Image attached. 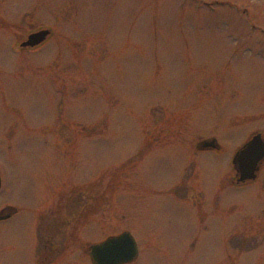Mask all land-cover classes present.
<instances>
[{
  "label": "rangeland",
  "instance_id": "374dc122",
  "mask_svg": "<svg viewBox=\"0 0 264 264\" xmlns=\"http://www.w3.org/2000/svg\"><path fill=\"white\" fill-rule=\"evenodd\" d=\"M258 129L264 0H0V210L19 209L0 262L44 236L52 264H92L130 231L132 264H264L255 189L231 183ZM210 137L222 151L196 149Z\"/></svg>",
  "mask_w": 264,
  "mask_h": 264
},
{
  "label": "water",
  "instance_id": "95a60500",
  "mask_svg": "<svg viewBox=\"0 0 264 264\" xmlns=\"http://www.w3.org/2000/svg\"><path fill=\"white\" fill-rule=\"evenodd\" d=\"M50 28H42L31 32L21 42V47H35L47 40L51 35ZM204 148H217V140L203 141ZM264 160V137L261 133L254 135L233 157V165L236 170V181L244 183L252 181L257 176L258 165ZM0 171V188H1ZM139 248L133 235L125 231L119 235L109 237L101 243L91 246V255L94 264H125L137 258Z\"/></svg>",
  "mask_w": 264,
  "mask_h": 264
},
{
  "label": "flooded vegetation",
  "instance_id": "af4514ba",
  "mask_svg": "<svg viewBox=\"0 0 264 264\" xmlns=\"http://www.w3.org/2000/svg\"><path fill=\"white\" fill-rule=\"evenodd\" d=\"M261 133L264 137V131H262L261 129L256 130L255 132L252 133V135H250L245 142H247L250 138H252L254 135ZM214 138L210 137V139H205L204 141H212ZM203 140H200L197 142L196 144V149L199 151H208V150H216V151H222V147H220L217 143V148H204L202 145ZM242 143V144H244ZM1 170V168H0ZM1 180H2V176H1ZM234 186L237 187H242L245 185H252L255 189V199L257 201V204L252 212V221H251V225H252V229H253V236L252 238L255 240L256 244H262L261 247H263V243H264V160L261 161L258 165V170H257V176L255 179H253L252 181H247L244 183H238L234 178L232 179L231 182ZM3 189V181L1 184V188L0 191ZM219 201V198H216V202ZM221 206V204H220ZM19 213V209L16 206L13 205H6L4 207L1 208L0 210V222L1 223H5L6 221L11 220L12 218H14L15 216H17ZM114 236V235H113ZM111 237V236H109ZM109 237L99 241L98 243H101L103 241H105L106 239H108ZM40 238V237H39ZM36 236L34 237L33 240V244L36 245V243H38V241H42L41 242V249L39 250V252H35L32 251L31 255L29 257V264H52V261H55V256H56V252L54 253V247H53V243L51 242V240L49 238L46 239V237L44 238V236H42V239ZM96 243V242H95ZM138 244V248H139V254L137 256V258H135L132 262L129 263H125V264H132V263H136L140 256H141V247ZM94 245V244H92ZM91 245V246H92ZM91 246L89 247V249L86 250V254H88V256L90 257L91 263L94 264L93 259H92V255H91ZM258 246V247H259ZM261 247L258 248V252L261 251ZM55 254V255H54ZM57 258V257H56ZM9 259V258H8ZM12 261H10V259L6 262H0V264H11Z\"/></svg>",
  "mask_w": 264,
  "mask_h": 264
}]
</instances>
